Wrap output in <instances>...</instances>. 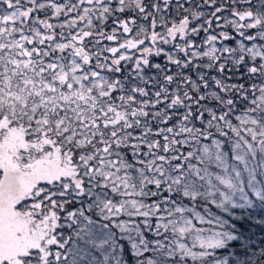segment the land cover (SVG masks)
Here are the masks:
<instances>
[{
	"label": "snow or ice",
	"instance_id": "obj_1",
	"mask_svg": "<svg viewBox=\"0 0 264 264\" xmlns=\"http://www.w3.org/2000/svg\"><path fill=\"white\" fill-rule=\"evenodd\" d=\"M262 213L264 0H0V264H264Z\"/></svg>",
	"mask_w": 264,
	"mask_h": 264
},
{
	"label": "trees",
	"instance_id": "obj_2",
	"mask_svg": "<svg viewBox=\"0 0 264 264\" xmlns=\"http://www.w3.org/2000/svg\"><path fill=\"white\" fill-rule=\"evenodd\" d=\"M137 55H139V53H137ZM152 59L154 62H163V57L160 58L152 57ZM213 211L216 210L213 208ZM245 230L253 234L252 239L255 241V244L253 245L254 248H258L259 246L264 245V227L248 224L245 226ZM234 248L238 249L239 244L238 243L234 244Z\"/></svg>",
	"mask_w": 264,
	"mask_h": 264
}]
</instances>
